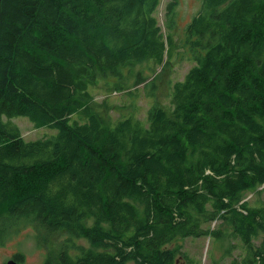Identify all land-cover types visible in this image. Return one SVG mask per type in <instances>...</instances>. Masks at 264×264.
Masks as SVG:
<instances>
[{"label": "trees", "instance_id": "obj_1", "mask_svg": "<svg viewBox=\"0 0 264 264\" xmlns=\"http://www.w3.org/2000/svg\"><path fill=\"white\" fill-rule=\"evenodd\" d=\"M162 1L2 0L0 247L29 229L43 264H194L180 241L208 236L264 264L245 201L264 186V0H199L180 30ZM18 117L57 133L26 140Z\"/></svg>", "mask_w": 264, "mask_h": 264}, {"label": "rangeland", "instance_id": "obj_2", "mask_svg": "<svg viewBox=\"0 0 264 264\" xmlns=\"http://www.w3.org/2000/svg\"><path fill=\"white\" fill-rule=\"evenodd\" d=\"M169 0H163L158 9L157 16L162 26H164V14L165 6ZM199 0H179V6L177 7V28L184 29L191 20L197 15L200 10ZM193 66L192 63L183 62L176 66L173 74H169L173 81L183 80L187 72ZM168 76V77H169ZM144 85L138 86L139 89ZM102 90L96 93L97 101L104 100L107 96L102 95ZM108 105L112 104L110 113L117 118L120 114L126 112L125 105L130 103L129 98L122 93L113 92L109 97ZM163 102H167L165 98H160ZM138 105L141 107L140 116L144 117L149 104L146 99H138ZM115 106V108H114ZM12 122L16 124L26 140H36L47 135L56 134V130L50 129H36L33 124L24 117H18L12 119ZM245 201L250 204L252 208L264 207V186H262L256 192H248L245 194ZM210 228L213 230L219 229L222 233L233 232V228L228 226L223 221H217L210 224ZM33 233L28 229L23 231L20 236L15 240L8 243L5 247H0V264H6L9 259L15 257L22 252L24 260L19 264H43L47 258V252L37 248ZM230 242L236 247L232 249L231 255L226 256L227 246L229 243L223 242L220 237H208L202 236L200 238H187L180 241L182 245V251L186 253L190 258L194 260V264H231L234 259H241L244 256V252L239 241L231 239ZM81 244L87 245V243L81 241ZM259 244L260 241H255ZM15 259V258H14ZM179 264H187L188 261L185 256H180Z\"/></svg>", "mask_w": 264, "mask_h": 264}, {"label": "water", "instance_id": "obj_3", "mask_svg": "<svg viewBox=\"0 0 264 264\" xmlns=\"http://www.w3.org/2000/svg\"><path fill=\"white\" fill-rule=\"evenodd\" d=\"M1 5H2V0H0V16H1ZM6 264H18V262L15 259H11Z\"/></svg>", "mask_w": 264, "mask_h": 264}, {"label": "flooded vegetation", "instance_id": "obj_4", "mask_svg": "<svg viewBox=\"0 0 264 264\" xmlns=\"http://www.w3.org/2000/svg\"><path fill=\"white\" fill-rule=\"evenodd\" d=\"M14 258H15V257H12L11 259H14ZM11 259H9V260H11ZM9 260H8V261H9ZM15 260L18 262V264H19V263H22L21 260H17V259H15Z\"/></svg>", "mask_w": 264, "mask_h": 264}]
</instances>
